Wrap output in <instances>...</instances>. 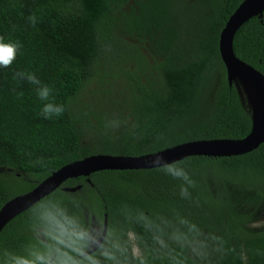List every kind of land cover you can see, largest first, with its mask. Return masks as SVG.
I'll return each mask as SVG.
<instances>
[{
	"label": "trees",
	"instance_id": "trees-1",
	"mask_svg": "<svg viewBox=\"0 0 264 264\" xmlns=\"http://www.w3.org/2000/svg\"><path fill=\"white\" fill-rule=\"evenodd\" d=\"M242 1L0 0V36L22 45L0 69V208L88 156L245 138L251 115L218 50ZM232 46L264 75V11ZM119 50L130 55L108 56ZM16 72L51 86L64 113L44 119L34 86ZM105 217L101 246L85 256ZM0 264H264V143L242 155L69 178L6 224Z\"/></svg>",
	"mask_w": 264,
	"mask_h": 264
},
{
	"label": "water",
	"instance_id": "water-1",
	"mask_svg": "<svg viewBox=\"0 0 264 264\" xmlns=\"http://www.w3.org/2000/svg\"><path fill=\"white\" fill-rule=\"evenodd\" d=\"M264 11V0H243L226 21L222 28L218 50L225 67L229 84L234 82L242 90L251 115L250 133L243 139L196 140L178 144L155 153L141 156H114L107 154L92 155L74 161L53 172L32 190L14 196L0 208V233L17 215L29 209L37 202L51 194L69 178L89 177L100 170H145L166 166L190 156L224 157L242 155L257 149L264 143V75L251 65L239 59L233 50L232 42L236 31L250 18L261 17ZM254 93L258 107L255 108L250 94ZM156 156L163 157L159 164H154ZM90 182L89 178L87 179ZM80 187H62L63 191L74 192ZM107 232V218L96 243L84 252L88 255L97 250Z\"/></svg>",
	"mask_w": 264,
	"mask_h": 264
},
{
	"label": "clouds",
	"instance_id": "clouds-1",
	"mask_svg": "<svg viewBox=\"0 0 264 264\" xmlns=\"http://www.w3.org/2000/svg\"><path fill=\"white\" fill-rule=\"evenodd\" d=\"M30 23L36 24V18L34 16L29 17ZM21 43L19 41L6 40L3 36H0V69L9 68L13 62L17 59L21 50ZM14 79L18 81L26 80L28 83L34 86V91L37 98L42 102L40 115L44 119H52L53 117H59L65 111V106L55 102L54 89L48 84L43 83L34 73L31 72H16L14 73ZM111 127H116L117 122H112ZM163 160V157L156 156L153 160L154 164H159ZM164 172L173 178L183 179L188 181L187 173L182 168L168 166L164 168ZM182 196L188 195L186 187L180 189Z\"/></svg>",
	"mask_w": 264,
	"mask_h": 264
},
{
	"label": "rangeland",
	"instance_id": "rangeland-1",
	"mask_svg": "<svg viewBox=\"0 0 264 264\" xmlns=\"http://www.w3.org/2000/svg\"><path fill=\"white\" fill-rule=\"evenodd\" d=\"M130 55V53L128 52V51H122V50H119V51H117V53L116 54H110V55H108V56H110V57H115V56H118V57H120V58H123V59H125V57H127V56H129ZM109 57V58H110ZM111 59V58H110ZM261 223H262V219H260V220H258V221H256L254 224H253V226H255V227H259L260 225H261ZM98 236H99V227L97 226V225H94L93 226V229H92V241H91V246H93L95 243H96V241H97V239H98ZM134 252H135V254L137 253V250H134Z\"/></svg>",
	"mask_w": 264,
	"mask_h": 264
},
{
	"label": "bare ground",
	"instance_id": "bare-ground-1",
	"mask_svg": "<svg viewBox=\"0 0 264 264\" xmlns=\"http://www.w3.org/2000/svg\"><path fill=\"white\" fill-rule=\"evenodd\" d=\"M250 96H251L252 102H253V104H254V107L257 108L258 105H257V98H256V95H255L254 93H251Z\"/></svg>",
	"mask_w": 264,
	"mask_h": 264
}]
</instances>
